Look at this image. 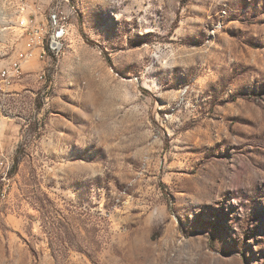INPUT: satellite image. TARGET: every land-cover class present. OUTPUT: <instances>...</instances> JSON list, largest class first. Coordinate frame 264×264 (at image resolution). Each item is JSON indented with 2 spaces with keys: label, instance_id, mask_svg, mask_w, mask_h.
<instances>
[{
  "label": "rangeland",
  "instance_id": "rangeland-1",
  "mask_svg": "<svg viewBox=\"0 0 264 264\" xmlns=\"http://www.w3.org/2000/svg\"><path fill=\"white\" fill-rule=\"evenodd\" d=\"M70 2L0 98V264H264V0Z\"/></svg>",
  "mask_w": 264,
  "mask_h": 264
},
{
  "label": "built area",
  "instance_id": "built-area-1",
  "mask_svg": "<svg viewBox=\"0 0 264 264\" xmlns=\"http://www.w3.org/2000/svg\"><path fill=\"white\" fill-rule=\"evenodd\" d=\"M21 11L17 26L24 36L23 46L16 55L5 65L0 67V98L6 97L12 86L25 73V66L32 61L46 62L60 58V53L66 49L67 41L72 31L73 8L70 0L51 3L43 7H33L28 0H19ZM43 43L52 44V56L49 60H42L41 46ZM12 161L10 156L0 147V198L7 195L11 182L10 170Z\"/></svg>",
  "mask_w": 264,
  "mask_h": 264
},
{
  "label": "bare ground",
  "instance_id": "bare-ground-1",
  "mask_svg": "<svg viewBox=\"0 0 264 264\" xmlns=\"http://www.w3.org/2000/svg\"><path fill=\"white\" fill-rule=\"evenodd\" d=\"M20 11H21V6H20ZM46 44H47V50H48V52H50L52 54V44L51 43H43V45L41 46V54H42V57H44L43 55L46 54V52H47L46 49H45V45Z\"/></svg>",
  "mask_w": 264,
  "mask_h": 264
},
{
  "label": "crops",
  "instance_id": "crops-1",
  "mask_svg": "<svg viewBox=\"0 0 264 264\" xmlns=\"http://www.w3.org/2000/svg\"><path fill=\"white\" fill-rule=\"evenodd\" d=\"M30 3L32 2V0H28ZM32 4V3H31ZM38 5H41V6H43V7H46V5L47 4H41V3H39V4H37V5H35V6H38ZM33 7H35L34 5H32Z\"/></svg>",
  "mask_w": 264,
  "mask_h": 264
}]
</instances>
